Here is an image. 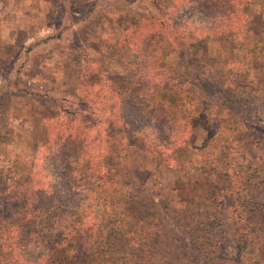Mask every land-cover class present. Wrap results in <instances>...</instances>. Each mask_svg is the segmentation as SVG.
<instances>
[{"label":"trees","instance_id":"16d2710c","mask_svg":"<svg viewBox=\"0 0 264 264\" xmlns=\"http://www.w3.org/2000/svg\"><path fill=\"white\" fill-rule=\"evenodd\" d=\"M95 6L93 3L89 12L104 18L105 12ZM162 10L158 29L143 35L150 37L152 46L143 40L138 49L134 42L126 45L127 39L121 41L117 36V44L128 54L125 59L131 77H127V83L134 88L133 93L117 81L126 78L88 63L80 73L87 94L79 102L81 108L64 110L67 116L80 115L76 125L79 130L71 129L53 147L47 146L39 172L34 171L35 161L20 154L14 155L11 164H0V176L6 179L0 186V247H4L0 264H110L114 257L120 258L118 264H253L257 254L264 264V209L249 197L253 189L264 192V181L256 183L253 179L258 173L234 169L230 173L221 159L208 158L216 176L222 172L231 179L225 187L211 184L207 188L210 209L187 213L161 197L157 185L150 183L148 168L150 162L160 159L170 168L180 169V146L172 135L198 102L183 89L201 87L206 80L204 73L190 71L186 58L198 60L203 55L206 37L235 32L236 59L229 69L235 80L225 88L223 85L218 95L222 97L218 98L245 108L248 103L239 94L242 86L253 84L254 79H248L254 60L264 54L262 40L239 28L234 31L219 25L206 34H197L191 28L194 20L189 14L170 13L168 6H162ZM232 10L236 12L234 4ZM196 13L215 21L224 18L227 11L203 8ZM103 30L120 32L112 24ZM179 42L184 45V60L167 69V53ZM77 47L79 58L92 62L81 42ZM148 72L154 76L152 80ZM134 76L141 84L155 83L150 97L134 87ZM104 81L114 86L111 91L120 99L116 105L120 109L113 102L108 107L90 106L91 100L96 103L101 95L99 90L90 93V89ZM0 103L5 100L1 98ZM98 110H110L112 119L105 120V152L94 155L84 148L88 140L95 142L98 138L82 134L104 123ZM216 115L219 122L227 116L222 110ZM2 120L0 113V123ZM226 221L232 227L233 255L227 253Z\"/></svg>","mask_w":264,"mask_h":264},{"label":"rangeland","instance_id":"374dc122","mask_svg":"<svg viewBox=\"0 0 264 264\" xmlns=\"http://www.w3.org/2000/svg\"><path fill=\"white\" fill-rule=\"evenodd\" d=\"M74 1L0 0V99L5 100V103H0V113L3 114L0 123L1 166L11 164L14 155L20 154L35 161L34 171L39 172L45 162L47 146H52L71 129L79 130L76 125L81 120L80 115L67 116L64 110L81 108L79 102L84 101L87 94L80 83V73L88 63L100 71L108 69L112 75L126 78L117 81L133 93L134 88L127 83V77H131L125 59L128 54L121 44H117V36L121 41L126 38V45L129 41L134 42L138 49H141L143 40L152 46L150 37L143 35L158 29L164 16L162 6H168L170 13L176 11L193 17L191 28L197 34H206L209 28L218 25L234 31L239 28L241 32L257 35L264 49V0ZM93 3L111 20L90 13ZM203 8L206 11L224 10L227 14L222 19L207 20L203 19L204 15L200 18L196 13ZM110 24L120 32L104 31L103 28ZM205 41V52L198 60L186 58L190 71L193 74L204 73L206 80L201 87L187 86L183 89L197 97L198 102L185 121L177 124L174 130L177 131L172 135L175 144L180 146V169L174 170L168 162L160 159L148 164L150 183L157 185L161 197L169 199L175 209L186 210L187 213L210 209L207 188L211 184L225 187L231 179V175L226 176L222 172L216 176L211 171L213 166L207 162L208 158L221 159L223 167L230 173L232 169L254 172L258 173L253 177L256 183L264 181V54L253 62V72L248 79H254L252 86H242L239 94L246 99L248 106L228 105L218 95L224 84L225 88L235 80L229 69L236 59L238 37L229 31L220 36L210 35ZM77 42L88 50L92 62L86 63L79 58ZM183 55V43H175V49L168 52L164 60L165 67L171 70L181 64ZM147 74L152 80L151 72ZM99 75L102 76L101 73ZM134 79V87L141 88L150 97L155 83L141 84L137 76ZM113 87L105 81L90 87V93L101 92L96 97L97 102L91 100L90 106L108 107L113 102L116 108L120 99L111 91ZM116 109H120L119 105ZM220 110L227 115L223 122H219L216 115ZM110 114V110H98L104 123L83 132V137L98 138L95 142L88 140L85 151L94 155L105 152L102 142L107 133L105 120L112 119ZM5 182L4 176H0L1 187ZM249 197L253 201L258 200L264 209V192L258 193L253 189ZM224 238L227 253L233 255L235 244L229 221L225 224ZM3 249L0 247V255ZM258 255L253 258V264H260ZM119 261V257H114L110 264H118Z\"/></svg>","mask_w":264,"mask_h":264}]
</instances>
